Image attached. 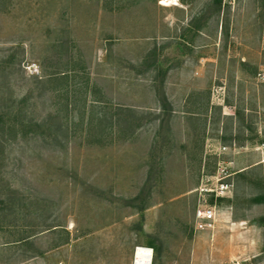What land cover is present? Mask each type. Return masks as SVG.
Segmentation results:
<instances>
[{
    "label": "rangeland",
    "instance_id": "374dc122",
    "mask_svg": "<svg viewBox=\"0 0 264 264\" xmlns=\"http://www.w3.org/2000/svg\"><path fill=\"white\" fill-rule=\"evenodd\" d=\"M162 1L0 0V264H264V0Z\"/></svg>",
    "mask_w": 264,
    "mask_h": 264
},
{
    "label": "built area",
    "instance_id": "2783aa9c",
    "mask_svg": "<svg viewBox=\"0 0 264 264\" xmlns=\"http://www.w3.org/2000/svg\"><path fill=\"white\" fill-rule=\"evenodd\" d=\"M262 23V45L264 47V14L261 20ZM257 79L264 85V69H262L257 75ZM226 148H222L225 150ZM264 151V145H263ZM264 164V159L262 161ZM264 171V168H263ZM221 172V173H220ZM215 177V184L207 185L204 190L205 197L208 200H203L202 205L196 214L195 230L197 232L212 231L217 222L223 216V209L219 206L223 199L229 200L232 198L233 184L229 182L228 176H222L223 171L221 170ZM222 200V201H221ZM152 251V250H151ZM136 253V252H135ZM134 253V254H135ZM133 264H136V254L133 256ZM152 264V261L151 263ZM230 264H243L242 262H231Z\"/></svg>",
    "mask_w": 264,
    "mask_h": 264
},
{
    "label": "bare ground",
    "instance_id": "6f19581e",
    "mask_svg": "<svg viewBox=\"0 0 264 264\" xmlns=\"http://www.w3.org/2000/svg\"><path fill=\"white\" fill-rule=\"evenodd\" d=\"M174 3H175V0H163L162 1V4L164 6L174 5ZM135 252L134 253L136 254V264H150L151 263L152 257H153V253L151 249L137 247Z\"/></svg>",
    "mask_w": 264,
    "mask_h": 264
},
{
    "label": "trees",
    "instance_id": "16d2710c",
    "mask_svg": "<svg viewBox=\"0 0 264 264\" xmlns=\"http://www.w3.org/2000/svg\"><path fill=\"white\" fill-rule=\"evenodd\" d=\"M37 127H39V126H37ZM256 201H261V198H260V199H259V198H258V199H256Z\"/></svg>",
    "mask_w": 264,
    "mask_h": 264
}]
</instances>
